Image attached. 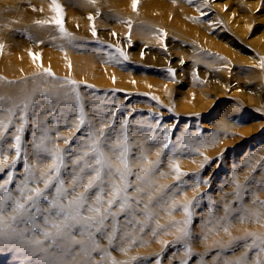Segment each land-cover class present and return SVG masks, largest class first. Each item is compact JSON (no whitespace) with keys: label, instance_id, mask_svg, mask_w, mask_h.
<instances>
[{"label":"rangeland","instance_id":"rangeland-1","mask_svg":"<svg viewBox=\"0 0 264 264\" xmlns=\"http://www.w3.org/2000/svg\"><path fill=\"white\" fill-rule=\"evenodd\" d=\"M12 2L8 5L7 0H0V18L5 12L20 15L9 27L0 20V27L7 29L0 38V52L10 44L22 48L27 59L21 63L19 74L10 78L28 80L30 86L41 90L51 89L54 78L43 74V69L51 68L60 82L77 81L90 123L65 145L62 139H56V133L62 137L72 134L70 126L78 120L79 106L74 99L58 100L38 91L26 114L22 159L0 173V183L11 176L7 188L15 194L27 162L38 168L50 163L46 154H42V162L34 155L33 145L44 130L51 137L49 146L67 149L69 167L62 169L67 180L71 155L87 140L92 125L97 129L102 126L100 121L111 123L106 131L114 129L113 137L121 131L123 121H128L132 159L143 145L149 150V159L155 160L165 130L170 129L168 147L153 176L154 188H169L157 198L158 204L153 202L152 218L143 231L138 223L127 226L135 237L134 242L124 245L127 254L118 250V244L108 246L104 239L100 240L101 247H107L118 261L137 257L132 264H182L184 260L187 264H230L245 253L247 264L258 260L264 264V252L245 247L251 239L235 240L230 247L219 246L247 232L264 234V218L257 221L251 215L264 212L259 203H254L264 201V0H139L137 11L131 7L132 0H56L69 36L52 22L57 16L52 0ZM164 4L169 7L162 21L152 6ZM117 49L127 59L119 56ZM32 54L40 59H33ZM7 83L0 79L1 87ZM3 108L0 117L6 121L9 107ZM20 114L17 111L5 140L0 142V150L6 151L9 159L15 155L14 149L5 146L14 143ZM170 158L188 174L182 182L175 180ZM205 158L211 163L202 168ZM160 172L166 175L161 177ZM129 179L134 181L135 176ZM3 191L0 189V195ZM193 196L198 198L192 208L190 236L186 242L177 241L176 230L169 225L183 220L184 214L177 209L169 216L168 205L173 199L182 203ZM241 217H245L243 222ZM136 218L143 221L145 216L137 211ZM118 219L124 222L129 217L122 214ZM157 224L164 227L153 236ZM188 248L191 253L186 255ZM92 255L100 264L101 253ZM35 260L27 259L17 249L0 246V264H35Z\"/></svg>","mask_w":264,"mask_h":264},{"label":"snow or ice","instance_id":"snow-or-ice-1","mask_svg":"<svg viewBox=\"0 0 264 264\" xmlns=\"http://www.w3.org/2000/svg\"><path fill=\"white\" fill-rule=\"evenodd\" d=\"M52 2L54 11L57 13L52 22L59 26L61 33L69 36L70 33L64 29L60 16L62 9L56 0ZM138 3L139 0H132L134 10ZM88 19L93 18L89 16ZM37 23L44 22L37 21ZM92 34L93 36L97 34L94 24ZM117 52L119 56L127 59L123 51L117 49ZM32 55L33 59H40L39 56ZM261 67L264 68V61L261 62ZM168 71L175 75L174 69L169 68ZM43 74L54 78L53 87L44 90L32 89L30 93L25 94L21 103L13 102L11 107L7 108L6 121L0 117V142H2L6 138L5 134L9 127L14 123L13 118L17 115V111L21 113L19 116L21 123L15 128V134L12 137L14 143L5 146L7 149H14L15 155L9 159L7 152L0 150V173L14 167L22 159V134L24 125L28 123L26 114L38 91H43L48 97L55 96L58 100L74 99L79 106L78 120L70 126L72 134L62 137L59 132L56 133V139H62L65 145H69L75 134L86 123H90L77 81L65 79L60 82L58 78H55L51 68L43 69ZM8 99L12 98L8 97ZM4 101L5 97L0 95V113L5 111ZM100 123L102 126L99 129L92 125V131L87 140L74 150V155H71L72 168L67 180L62 176V169L69 167L65 160L67 149H62L58 145L49 146L51 137L48 136L47 130H44V134L33 145L34 155L37 161L42 162V154H46L50 158V163L38 168L37 164L27 162L24 168L25 176L17 185L15 194L7 188L12 181L11 176L0 183V189L4 190L0 195V246L24 252L27 259L35 257V264H96L92 255L94 252L101 253L100 264H107L108 261L110 264H132V261L137 259L132 257L129 261L116 260L107 247H101L100 240H107L108 246L118 244V250L127 254V248L124 245L135 241L134 234L127 231V226L138 223L142 225L139 230L143 231V226H146L148 220L152 218L153 202L158 204L157 198L163 195L164 189L169 188L168 185L154 188L153 176L162 163L160 158L164 149L168 147L167 133L170 129L165 130L164 142L156 150L155 160L149 159L147 155L149 150L143 145H140L139 155L132 159V144L127 134L128 121L126 119L123 121L120 126L121 131L114 137V129L106 131L111 129V123L104 121ZM208 163L211 162L205 158V163L201 167H205ZM168 164L175 173L176 181L182 182V177L188 175L182 172L179 165L171 158ZM134 167L137 169L135 172ZM159 175L163 177L166 173L160 172ZM131 176H135L134 181L129 179ZM203 183L208 184L209 181L203 180ZM197 198L193 196L182 203H177L173 199L168 205L169 216L177 209L182 210L184 214L183 220L174 221L169 225L175 228L177 241L186 242V238L190 236L192 208ZM41 200L44 203H41ZM254 203H259L261 208H264V201L257 200ZM141 204H143L142 208H140ZM137 211L144 214L143 221L137 220ZM122 214L129 219L121 222L118 217ZM251 215L257 221L264 218L262 211L251 213ZM244 219L245 217H241V222ZM162 227L164 226L157 224L156 229L152 230V235L156 236L157 231ZM223 230L231 235L227 227H223ZM249 239L251 243H245L247 249L255 248L264 252V234L254 232H247L242 237H234L219 246L230 247L235 240ZM161 243L166 245L168 242ZM190 253L191 248H188L186 255ZM156 264L160 262L157 261ZM182 264H187V260H184ZM230 264H247V253ZM256 264H261V261L258 260Z\"/></svg>","mask_w":264,"mask_h":264},{"label":"bare ground","instance_id":"bare-ground-1","mask_svg":"<svg viewBox=\"0 0 264 264\" xmlns=\"http://www.w3.org/2000/svg\"><path fill=\"white\" fill-rule=\"evenodd\" d=\"M10 1L15 2L18 0H7L8 5H10ZM5 3L6 2H4V5H5ZM22 6L24 7V4H22ZM168 7L169 6L165 5V4L159 5V6L153 5L152 10L154 11L156 17L161 18L164 15H166L165 12L168 9ZM123 11L125 12V10H123ZM135 11H137V9ZM3 14H5V16L1 17L0 20L3 21L4 22L3 24H5L8 27L12 23H14L17 20V18L20 16V15L15 16L12 14H7L6 12ZM185 14L187 15L188 13L186 12ZM147 15H149V14L147 13ZM161 20H162V18H161ZM154 22H158V20H156ZM6 34H7V29L4 27H0V38H1V36L2 37L5 36ZM13 50H15V52L18 51V53L16 54L17 56L14 55L15 53H13ZM8 54L10 56L11 55L14 56V58L12 60L9 59L10 57ZM25 59H27V58H26V55L24 53V50H22V48L19 49L16 46H12L10 44H6V51L4 53H2V51L0 52V75H2V77L0 76V79L3 78L6 82H9V83L5 84L4 87L0 86V95H3L5 97V101L3 102V107H6V108H7V106L11 107L13 102L17 103L19 101H22L25 94L30 93L32 91V89L36 88L33 84H31V86H30L28 83V80H27V82L25 81V79L24 80L19 79L18 81H13V79L10 78V77H16L19 74V70H21L20 67L23 65V64L21 65V63ZM26 68L29 69L28 66ZM39 80L40 79H37V81H39ZM35 81H36V79H35ZM18 85H21V86H18ZM8 97H11L12 99L9 100Z\"/></svg>","mask_w":264,"mask_h":264}]
</instances>
